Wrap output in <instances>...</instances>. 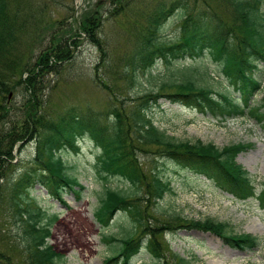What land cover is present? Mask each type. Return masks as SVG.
Returning a JSON list of instances; mask_svg holds the SVG:
<instances>
[{
  "label": "trees",
  "instance_id": "16d2710c",
  "mask_svg": "<svg viewBox=\"0 0 264 264\" xmlns=\"http://www.w3.org/2000/svg\"><path fill=\"white\" fill-rule=\"evenodd\" d=\"M124 3L126 7V0ZM13 6L14 0H0V94L7 93L8 98L11 90L22 87L29 98L14 121H4L7 111L0 117V205L5 201L9 214L22 227L23 254L20 255L26 259L20 264H60L62 261V256L47 243L55 217L28 203L26 191L38 183L54 197L67 192L79 195L74 190L78 183L67 173L57 150L62 146L73 147L85 138L100 151L95 163L97 176L102 180L124 179L129 187L128 192L106 189L94 212L98 224L105 228L118 212L128 216L129 223L122 237L101 236L111 246L107 264H130L142 251L150 256L152 264H194L172 252L160 239L165 233L183 228L210 231L239 250H253L262 245L252 235L229 230L227 223L213 219L188 220L160 206L173 193L170 181L159 176L157 160L160 159L204 174L221 190L240 199L255 197L263 209L264 182L257 192L247 173L236 163V155L243 145L219 149L200 140L177 141L154 125L148 111L165 100L201 114L223 118L244 115L241 102H248L260 89V81L255 76L264 64V0L159 3L135 33L136 43L123 69L129 77L130 89L141 83L136 72L139 70L144 71L147 82L154 87L136 93L135 97L117 100V105L111 102L100 112H81L71 107L59 116L43 112L38 81L69 59L70 46L60 41L54 45L47 42L30 67L26 68L28 62L21 66L16 48L25 20L17 5L11 12ZM118 11L113 9L109 16ZM174 16L180 18V25L174 35L165 37V25ZM82 23L85 25L81 34L97 42L92 33L96 26L93 21ZM205 57L216 65L215 70L188 66L170 72L168 78H159L154 73L158 62L169 67L183 65L188 60L201 64ZM217 84L222 89H214ZM230 89L242 99L236 100ZM0 107L2 111L3 105ZM102 117L107 118L106 124H102ZM34 136H37V147L32 166L22 176H8V168L14 166L15 147L20 148L19 144L35 139ZM145 151L153 153L157 160L137 161L136 153L145 154ZM142 189L146 192L144 198ZM7 191L9 201L4 199ZM150 205L158 211L153 224L147 214Z\"/></svg>",
  "mask_w": 264,
  "mask_h": 264
},
{
  "label": "rangeland",
  "instance_id": "374dc122",
  "mask_svg": "<svg viewBox=\"0 0 264 264\" xmlns=\"http://www.w3.org/2000/svg\"><path fill=\"white\" fill-rule=\"evenodd\" d=\"M167 1L170 0H126L128 5L125 7V0H14L11 12H14L17 5L25 20L16 48L21 66L28 62L26 68L30 67L47 42L53 44L60 41L62 45L65 43L70 46L69 59L61 63L59 69L38 81L43 112L59 116L71 107L78 108L81 112H100L111 102L117 105V100L129 99L135 97L136 93L153 88L154 85L149 84L147 76L142 73L144 71L139 70L136 72L141 83L130 89L129 77L124 75L123 69L134 49L135 33L146 23L154 7ZM122 7L125 8L122 10ZM113 9H118V13L109 16ZM84 20L93 21L94 26L96 25L92 33L97 42L86 34H81ZM180 22L177 16L172 17L165 25L163 36L174 35ZM203 59L201 64L188 60L183 65L171 67L158 62L154 73L159 78H168L170 72L188 66H204L210 71L215 70L216 65L209 57ZM256 78L261 82V91L252 97L249 104L251 108H245L244 117L223 121L163 100L152 107L148 115L157 128L177 141L200 140L217 148L238 143L246 145L236 161L251 174L253 180L261 182L264 180V127L254 117L264 118L260 114L264 94V64L259 66ZM214 89L220 90L222 85L217 84ZM230 90L239 98L236 91ZM10 93L12 96L9 99L7 93L0 94V106L3 105L0 117L7 111L4 120L6 123L14 121L21 114L29 98V93L22 87H17ZM101 122L106 124L107 118L102 117ZM20 146L14 152V166L7 170L10 172L8 176L12 178L22 176L28 170L35 150L32 140L25 141ZM97 150L91 142L83 141L79 144L78 153L62 151L67 152L61 154L67 173L86 189L79 199L65 194L64 202H60L48 196L39 186L32 187L28 194L29 200L35 201V204L49 214L57 216L48 244L55 253L62 256L60 264H105L109 247L100 243L98 235L102 233L120 238L129 223L128 216L121 213L110 222L108 228L102 229L93 217L97 199L106 189L129 191L128 184L121 179L105 182L98 178L94 168ZM140 154L135 155L140 163H146L148 158L157 160L151 152ZM158 161L159 176L169 180L173 189V194L166 196L160 206L175 211L188 220L213 219L227 223L229 230L235 233L261 238L263 246L254 252H241L229 248L209 232L189 229L167 233L160 236L161 241L168 243L173 252L187 259H195L198 264H264V211L254 200L234 199L215 188L205 177L182 169L169 160ZM141 193L144 198L145 190L142 189ZM8 194L7 191L6 198L4 197L6 201H9ZM1 207L7 209L5 201L0 205V251L14 250L16 252L12 253L18 256L16 234L23 237L22 229ZM156 212L158 213L153 205L148 206L147 214L152 224L156 219ZM22 244L20 239V247ZM133 264H152V260L142 252Z\"/></svg>",
  "mask_w": 264,
  "mask_h": 264
}]
</instances>
